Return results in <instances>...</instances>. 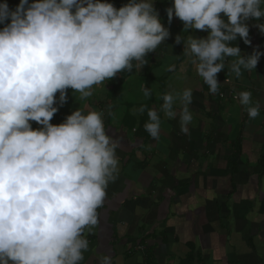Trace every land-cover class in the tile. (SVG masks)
<instances>
[{
	"label": "clouds",
	"instance_id": "9594fccd",
	"mask_svg": "<svg viewBox=\"0 0 264 264\" xmlns=\"http://www.w3.org/2000/svg\"><path fill=\"white\" fill-rule=\"evenodd\" d=\"M154 4L19 0L13 10L7 0L0 3V264H84L85 231L98 225V210L120 172L121 138L108 134L104 111L77 108L59 124L50 121L59 111L55 105L67 102L68 89L83 100L94 85L148 64L147 54L170 36ZM166 12L169 24L175 16L184 29L207 33L182 43L212 94L228 58H235L230 71L239 78L264 55L257 48L242 54L233 43L238 37L251 43L249 20L264 34V0H172ZM143 91L151 95L150 88ZM192 96L191 88L165 93L159 111L148 110L145 130L158 139L163 112L178 118L187 134ZM236 99L250 119L259 116L261 105L250 91ZM97 264L114 261L98 253Z\"/></svg>",
	"mask_w": 264,
	"mask_h": 264
},
{
	"label": "crops",
	"instance_id": "0c3cea01",
	"mask_svg": "<svg viewBox=\"0 0 264 264\" xmlns=\"http://www.w3.org/2000/svg\"><path fill=\"white\" fill-rule=\"evenodd\" d=\"M109 2L119 8L127 0ZM7 3L14 10L19 0ZM170 6L172 0H155L170 36L147 54L148 64L94 85L83 100L68 89V104L55 105L59 111L51 123L63 122L77 108L104 111L108 134L121 138L120 172L98 210V225L85 231L84 264H97L98 253L111 255L114 264H264V55L255 69H242L239 78L230 71L235 58H228L217 74L219 91L210 93L192 57L183 53L190 35L207 33L184 29L175 16L169 24ZM247 23L251 43L239 37L233 43L242 54L254 48L264 52L257 21ZM144 86L150 96L144 95ZM185 88L193 90L188 133L181 132L178 118L160 112V135L152 138L144 127L148 110L159 111L165 93ZM240 91H250L253 102L260 103L255 119L234 97Z\"/></svg>",
	"mask_w": 264,
	"mask_h": 264
},
{
	"label": "built area",
	"instance_id": "2783aa9c",
	"mask_svg": "<svg viewBox=\"0 0 264 264\" xmlns=\"http://www.w3.org/2000/svg\"><path fill=\"white\" fill-rule=\"evenodd\" d=\"M220 95H221L222 97H223V96H225V94H224V93H221ZM233 96H234V95H233ZM234 97H236V96H234Z\"/></svg>",
	"mask_w": 264,
	"mask_h": 264
},
{
	"label": "rangeland",
	"instance_id": "374dc122",
	"mask_svg": "<svg viewBox=\"0 0 264 264\" xmlns=\"http://www.w3.org/2000/svg\"><path fill=\"white\" fill-rule=\"evenodd\" d=\"M68 98H69V97H68ZM66 103L68 104V102H66ZM67 104H66V105H67ZM66 116H68V115L66 114V115H65V118H66Z\"/></svg>",
	"mask_w": 264,
	"mask_h": 264
},
{
	"label": "trees",
	"instance_id": "16d2710c",
	"mask_svg": "<svg viewBox=\"0 0 264 264\" xmlns=\"http://www.w3.org/2000/svg\"><path fill=\"white\" fill-rule=\"evenodd\" d=\"M123 78V77H122Z\"/></svg>",
	"mask_w": 264,
	"mask_h": 264
}]
</instances>
